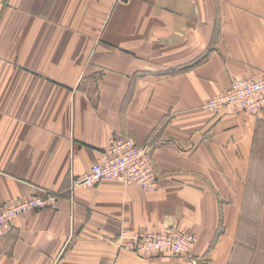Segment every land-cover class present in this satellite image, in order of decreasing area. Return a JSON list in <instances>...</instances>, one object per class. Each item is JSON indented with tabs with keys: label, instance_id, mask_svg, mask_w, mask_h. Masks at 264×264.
<instances>
[{
	"label": "crops",
	"instance_id": "0c3cea01",
	"mask_svg": "<svg viewBox=\"0 0 264 264\" xmlns=\"http://www.w3.org/2000/svg\"><path fill=\"white\" fill-rule=\"evenodd\" d=\"M264 73V0H0V206L57 193L0 227V264H229L259 112L204 101ZM127 134L160 186L71 188ZM180 227L190 255L121 230Z\"/></svg>",
	"mask_w": 264,
	"mask_h": 264
},
{
	"label": "built area",
	"instance_id": "2783aa9c",
	"mask_svg": "<svg viewBox=\"0 0 264 264\" xmlns=\"http://www.w3.org/2000/svg\"><path fill=\"white\" fill-rule=\"evenodd\" d=\"M237 108L256 113L264 109V73L252 76H236L228 89L209 97L202 108L218 113L224 108ZM105 179H117L125 184L140 185L145 191H154L159 187L150 150L138 144L127 134H116L109 145L91 168L73 180V189L84 186L93 187ZM59 194L47 193L45 196H33L0 206V227L15 217L33 209L43 208L55 203ZM195 234L180 227L169 229L121 230V245L132 251H158L177 255H190Z\"/></svg>",
	"mask_w": 264,
	"mask_h": 264
},
{
	"label": "rangeland",
	"instance_id": "374dc122",
	"mask_svg": "<svg viewBox=\"0 0 264 264\" xmlns=\"http://www.w3.org/2000/svg\"><path fill=\"white\" fill-rule=\"evenodd\" d=\"M156 173L158 175L157 169ZM246 194L243 200L239 241L229 264H264V129L257 132L253 167ZM195 238L197 239V236Z\"/></svg>",
	"mask_w": 264,
	"mask_h": 264
}]
</instances>
